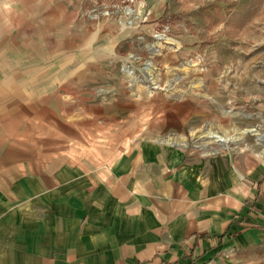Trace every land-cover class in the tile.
Listing matches in <instances>:
<instances>
[{"label":"crops","instance_id":"obj_1","mask_svg":"<svg viewBox=\"0 0 264 264\" xmlns=\"http://www.w3.org/2000/svg\"><path fill=\"white\" fill-rule=\"evenodd\" d=\"M38 3L0 0V264H264V153L180 143L153 84L104 99L106 56L48 73Z\"/></svg>","mask_w":264,"mask_h":264},{"label":"rangeland","instance_id":"obj_2","mask_svg":"<svg viewBox=\"0 0 264 264\" xmlns=\"http://www.w3.org/2000/svg\"><path fill=\"white\" fill-rule=\"evenodd\" d=\"M38 2L35 9L37 16L41 10L45 14V41L49 43L44 45L47 56L41 64L48 73L64 74L77 57L92 74L95 63L90 57L106 56L111 61L101 62L99 77L100 87L110 86L101 91L104 99L114 96L113 91L124 84L132 90L153 84L161 102L175 103L176 122L181 126L185 120L180 132L187 146L211 151L217 145L225 150L264 153V136L246 134L228 143L201 136L206 129L228 134L247 127L264 133V0ZM39 30L33 38L35 46L41 40ZM38 50L36 47L35 54ZM147 62L154 67L156 84L142 70ZM51 95L62 101L60 90ZM185 100L197 114L191 120L182 114ZM53 108V128L57 125L58 131L65 123V109L55 108L54 101ZM100 112L99 121L104 123L99 126L108 128V112ZM120 112L123 110L116 115ZM111 127L116 130L118 126ZM84 130L80 128L77 135L85 145L98 144L99 132Z\"/></svg>","mask_w":264,"mask_h":264},{"label":"bare ground","instance_id":"obj_3","mask_svg":"<svg viewBox=\"0 0 264 264\" xmlns=\"http://www.w3.org/2000/svg\"><path fill=\"white\" fill-rule=\"evenodd\" d=\"M153 68L154 67H152L150 62H147L146 66L144 67V70H145V72H147L146 79L153 81V83L156 84L153 77H152ZM127 73L132 75V72L131 73L127 72ZM246 134L255 135L258 138H261L264 136V133H261L258 129L253 128V127L243 128L239 131L235 130V131H232L231 133H228V134H218L217 132H215L211 129H206L201 136H204L213 142L228 143V142L241 140ZM179 141H181L182 144L185 143L183 139H180Z\"/></svg>","mask_w":264,"mask_h":264},{"label":"water","instance_id":"obj_4","mask_svg":"<svg viewBox=\"0 0 264 264\" xmlns=\"http://www.w3.org/2000/svg\"><path fill=\"white\" fill-rule=\"evenodd\" d=\"M142 70H144V68Z\"/></svg>","mask_w":264,"mask_h":264}]
</instances>
